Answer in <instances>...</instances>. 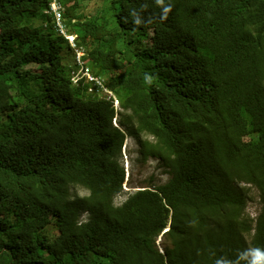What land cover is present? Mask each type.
I'll list each match as a JSON object with an SVG mask.
<instances>
[{
    "label": "trees",
    "instance_id": "1",
    "mask_svg": "<svg viewBox=\"0 0 264 264\" xmlns=\"http://www.w3.org/2000/svg\"><path fill=\"white\" fill-rule=\"evenodd\" d=\"M60 1L84 66L51 0H0V264H216L264 248V0H165L167 19L155 0ZM127 139L170 179L117 206Z\"/></svg>",
    "mask_w": 264,
    "mask_h": 264
},
{
    "label": "rangeland",
    "instance_id": "2",
    "mask_svg": "<svg viewBox=\"0 0 264 264\" xmlns=\"http://www.w3.org/2000/svg\"><path fill=\"white\" fill-rule=\"evenodd\" d=\"M98 3L102 5L103 1H98ZM65 7L66 11L70 14L74 10L72 2L67 3ZM87 13L89 14V10H87ZM37 69L38 68L34 67V70ZM73 80H76V78ZM120 161L125 168L126 183L123 188V193L115 199V204L117 206L124 204L134 192L140 191L147 186H158L166 183L170 179V175L165 171L158 160L149 159L146 162L141 160L139 146L134 139L126 140L123 149V159ZM72 192L77 194V196L87 195V192L82 188H73ZM252 195L253 199L248 204L247 212L255 218L261 212L262 205L257 189H252ZM159 247L160 249H164L161 240L159 241Z\"/></svg>",
    "mask_w": 264,
    "mask_h": 264
},
{
    "label": "built area",
    "instance_id": "3",
    "mask_svg": "<svg viewBox=\"0 0 264 264\" xmlns=\"http://www.w3.org/2000/svg\"><path fill=\"white\" fill-rule=\"evenodd\" d=\"M47 13L48 14L51 13L54 16L59 30L65 35L66 38L69 39V41L73 45V47L77 48L78 47L76 45L77 36L74 35L73 33H70L68 31V27H67L66 23H64V21H63V15H62L63 6H62L61 1L60 0H51L50 9H49V11H47ZM77 51H78V62H79L80 65L84 66V62L82 60V57L84 56V52H83V50H79L78 48H77ZM79 76H80V74H79ZM82 76L87 77L90 82H93L95 87L99 88V90L101 91L102 94L109 95V99L110 100L112 98H114L115 99V107H116V109L117 110L121 109L120 102L115 98L113 93L108 91V89L105 87L103 81L93 77L92 74L88 70L84 71ZM76 80H74V82H76ZM91 90L93 91V89H91ZM116 122H117V120H115V123Z\"/></svg>",
    "mask_w": 264,
    "mask_h": 264
},
{
    "label": "clouds",
    "instance_id": "4",
    "mask_svg": "<svg viewBox=\"0 0 264 264\" xmlns=\"http://www.w3.org/2000/svg\"><path fill=\"white\" fill-rule=\"evenodd\" d=\"M155 3L162 7L160 18L167 19V14L171 11V5H166L165 0H155ZM144 7H147V5H144ZM132 14L136 17V23L140 24L142 22L141 19L135 12ZM144 79L148 84H152L157 79V76L146 73ZM242 261L245 262V264H264V248H249L239 253L236 260L221 258L217 260L216 264H241Z\"/></svg>",
    "mask_w": 264,
    "mask_h": 264
}]
</instances>
